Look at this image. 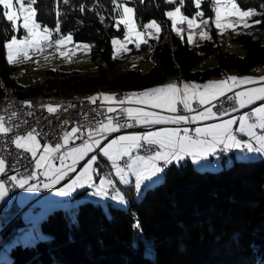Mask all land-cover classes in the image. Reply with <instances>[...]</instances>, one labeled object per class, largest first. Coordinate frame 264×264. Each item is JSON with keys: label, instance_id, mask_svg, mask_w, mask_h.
I'll list each match as a JSON object with an SVG mask.
<instances>
[{"label": "trees", "instance_id": "trees-1", "mask_svg": "<svg viewBox=\"0 0 264 264\" xmlns=\"http://www.w3.org/2000/svg\"><path fill=\"white\" fill-rule=\"evenodd\" d=\"M260 3L264 0H245L241 6L259 11ZM129 5L136 9L138 20L146 23L154 18L161 23L159 40L150 39L139 49L130 44L129 53L114 59L111 37H122L123 30L113 26L116 14L109 0H70L67 6L61 0V32L72 33L75 42L94 45L89 57L96 66L85 71L49 68L27 85L16 79L18 64L7 63L2 45L10 38V32L6 33L10 23L0 18V99L8 90L20 97H33L52 88L58 93L84 95L104 89L138 91L171 77L202 81L228 69L245 72L264 63V24L230 30L233 39L245 48L238 55L220 46L223 34L214 25L209 27L214 38L199 45H191L186 35L182 39L173 32L164 12L175 5L164 0H136ZM201 8L206 16L213 15L210 5L202 4ZM56 9L57 0H38L37 18L54 27ZM182 9L185 13L197 10L192 0H185ZM100 15L105 17L103 23ZM146 50H151L148 70L125 64L129 54ZM209 54L216 63L197 66ZM122 191L127 205L108 200L103 207L91 198L80 201L77 224L70 222L66 209L52 208L37 221L39 232L48 239L9 245L10 264H264V156H233L230 165L204 170L187 158L169 164L160 180L145 187L140 197L133 185L122 186ZM137 221L142 232L134 227ZM7 231L0 247L11 237Z\"/></svg>", "mask_w": 264, "mask_h": 264}, {"label": "snow or ice", "instance_id": "snow-or-ice-1", "mask_svg": "<svg viewBox=\"0 0 264 264\" xmlns=\"http://www.w3.org/2000/svg\"><path fill=\"white\" fill-rule=\"evenodd\" d=\"M111 11L116 15L113 17L114 27L117 31L123 30V38L114 37L111 40L113 47V58L129 53L130 44H134L136 49L141 45H148L149 39L159 40L161 33V23L155 19L143 22L136 17V9L129 7V4L136 3V0H109ZM143 2V0H140ZM168 5H175L171 10L164 12V15L171 21V30L177 35H181L187 25V42L193 43L195 30L199 29L201 40H211L212 36L205 28L214 25L215 29L223 34L227 30H237L238 28L249 29L254 25L264 24V3L257 7H242L245 0H192L195 13L191 16L185 15L182 7L185 0H164ZM61 0H57L55 15V26L49 27L42 23L38 17V0H0L2 6V16L10 23V38H6L2 47L6 50V60L9 65H16L23 60H31L30 53H43L45 49H52L61 57H67L71 62V57L75 52L84 49L90 51L94 45L78 44L75 49H69L68 45L73 41L72 33L62 34L60 19L64 13L60 10ZM62 4L70 5V0H62ZM202 4L210 5L211 13L206 16L201 9ZM36 6V7H34ZM103 7V5H100ZM85 6L81 4L79 10L84 11ZM95 9V5H94ZM99 15V13H97ZM261 17L253 19L254 17ZM105 17L100 15L101 23ZM211 21V24L209 23ZM142 29V30H141ZM22 33V34H21ZM155 33V35L153 34ZM239 34V33H237ZM63 49V50H62ZM38 63V61H36ZM256 87H244L243 90L234 92L233 96H227L229 100H235V106L230 109L236 112L256 101H264V76L252 77L235 75L228 76L221 80H210L199 84L196 82H184L182 84L173 82L154 88H148L141 92H131L124 94L122 99H118L116 94L97 93L87 99L95 104L100 101L101 108L105 107L106 113L97 112V115H104L103 120H96L95 126L84 128L73 127L70 131H65L61 137V142L55 144L50 142L41 143L43 133L32 127L27 131H17L21 128L20 123L9 126L5 117L0 115V149L3 153H10L9 146H14L17 153L14 162L9 165L7 156L0 154V201L9 196L11 184L12 188L26 189L29 192H37L43 189L54 188L62 180L75 173L66 184L55 190L61 196H68L78 188L89 187L93 189L92 196L100 198H110L119 205H127L126 194L114 186L115 182L105 176L96 183L94 177L99 175L94 167L97 155H91L84 163L83 167L77 171V164L89 156V153L99 149L104 157L111 161V166L119 182L123 185H133L137 197L142 194L145 182L158 180L164 173L165 168L174 161L179 163L185 157H191L194 164L207 160L209 156L216 155L219 151L231 149H246L249 154L264 155V103L258 107H253L250 112H244L240 116H231L228 119H220L218 123H207L214 118L229 115V111H214L216 104L213 101L233 92L234 89L241 88L242 85H254ZM204 106L203 110L193 108V102ZM125 102L140 105V107H123ZM24 104L31 106V101H24ZM120 106L119 112L117 107ZM178 105H182L185 115L178 112ZM72 106V105H70ZM41 108H46L50 114H55L62 104L52 103L42 104ZM152 109V110H148ZM161 110V111H156ZM163 112L170 113L168 115ZM112 113L115 115H108ZM194 113V114H193ZM190 114V115H189ZM27 115H33L32 112ZM18 118L13 112L9 120ZM124 121L121 123V121ZM205 122L202 126L191 129L186 124ZM22 124L28 122L22 121ZM67 124L68 121H63ZM133 124L144 125H175L163 126L155 130L145 132H131L118 135L108 140L103 145L101 140L111 133L119 132L121 128L133 127ZM238 127L234 128V125ZM259 130V131H258ZM11 134V135H10ZM239 134H244L247 139H240ZM82 139V137H85ZM82 139L77 146H70V142ZM22 150V151H21ZM140 150L143 155L138 154ZM30 154L29 163L33 164L29 172L27 168L24 172L19 171L17 164L20 157ZM27 158V156H25ZM125 158H127L125 160ZM254 156L245 157L252 159ZM59 161V164L56 161ZM70 161V163H69ZM123 161V163H121ZM10 171L16 174L9 175ZM43 176L44 181L39 177ZM134 177V182L131 180ZM30 181H37L30 183ZM79 204L66 209V213L71 223H78ZM141 229L140 222L134 225ZM38 239L46 240L48 237L39 236ZM31 243H35L32 241Z\"/></svg>", "mask_w": 264, "mask_h": 264}, {"label": "built area", "instance_id": "built-area-1", "mask_svg": "<svg viewBox=\"0 0 264 264\" xmlns=\"http://www.w3.org/2000/svg\"><path fill=\"white\" fill-rule=\"evenodd\" d=\"M73 60V59H71ZM116 94L118 99H122L124 94L128 93V91H117ZM235 89L231 93H227L226 96L219 98L217 101H213L216 104V108L214 111L226 110L230 111L232 107L235 106V100L227 99V96H233ZM5 96L0 99V115L5 117V121L9 126H12L14 123H20L21 128L17 131L21 133L29 130L32 127L37 128L38 131H41L44 135L41 139V142H61V137L65 131L72 129L73 127H81L87 128L88 126H95L96 120H103L104 115H97V112L106 113V104L104 108H101L100 101L95 104L91 103L87 98L84 97L82 93L74 92L70 93H60L55 91L45 93H39L34 95V97H20L19 94L15 92L8 91ZM24 101H31V106L24 104ZM52 103L53 105L62 104L63 107L60 108L55 114H50L47 112L46 108H41L42 104ZM72 105V106H70ZM128 106V103L125 102L123 107ZM117 107V111L119 112L120 106L115 105ZM195 108H200L201 106L198 103L194 104ZM179 109H182L181 105H179ZM15 112L17 113L18 118H13L9 120L11 114ZM32 112L33 115L29 116L27 113ZM108 115H115L112 113H107ZM27 121V124H22V121ZM67 120L68 123L64 124L63 121ZM124 121L122 120L121 123ZM141 126L138 124H133V127H123L120 130L133 129ZM150 127V126H148ZM11 135V134H10ZM86 138L82 137V139ZM82 139L75 140L74 142H70L71 146H75L78 143L82 142ZM9 150L11 154L3 153V150L0 149V154H4L7 156L9 165L14 162V157L17 153V150L14 146H9ZM244 150V149H242ZM22 151V150H21ZM97 151V149L95 150ZM138 154H144L143 150H140ZM225 151H222V155H225ZM27 156V158H25ZM31 157L30 154H24V156L20 157V162L17 164V168L19 171L24 172V169L27 168L30 172L31 163H29ZM127 158H125L126 160ZM123 163V161H121ZM9 175L16 174L15 171H10ZM42 176L39 177L41 180ZM0 179H5L4 176H0ZM37 182V181H34ZM116 186V184H114ZM10 192L9 193H17L20 188H12L11 184H9ZM31 198V197H29ZM29 199L24 202L22 205H17L16 203L9 204L8 201H4L0 203V239L3 236V230L7 227L12 228L15 226L13 221L15 218L24 215L26 209L29 207ZM35 210V207L33 208ZM37 211V210H36ZM16 227V226H15ZM28 225L21 228L20 231H26Z\"/></svg>", "mask_w": 264, "mask_h": 264}, {"label": "rangeland", "instance_id": "rangeland-1", "mask_svg": "<svg viewBox=\"0 0 264 264\" xmlns=\"http://www.w3.org/2000/svg\"><path fill=\"white\" fill-rule=\"evenodd\" d=\"M128 6L132 7L131 5H128ZM167 10H171V8L167 9ZM182 11L184 12L185 15H189V16H191V15H193L195 13V11H193L191 13H185V11L183 9H182ZM152 19H154V18H149L148 21L152 20ZM148 21H146V22H148ZM170 23H171V21H170ZM209 23H211V21ZM182 27L185 29V32L182 35L183 36L186 35V37H187V25L185 24ZM205 30L209 31V33H210V35L212 36V39H213L214 36H213V34H211L210 28H205ZM217 31L219 32V30H217ZM234 31L235 30H232V32H234ZM195 33L196 34L193 37V43H191V45L192 44H198L199 45L203 41V40L200 39L199 29H196ZM62 34H68V32H65V33H62ZM153 34L155 35V33H153ZM114 37H119V38L122 39L123 35H122V37H120L118 35H115V36H112L111 38H114ZM219 43H220L221 47L225 48V50L232 49V50H234L233 52H235L238 55L242 54L244 52V50H245V48L243 46L239 45L237 43V41H235L233 39V36L231 35L230 30H227L226 32L223 33V35H221V37L219 38ZM78 44H88V42L82 43V42H75L73 40L72 43L68 45V48L69 49H75ZM129 48H130V45H129ZM112 51H113V47H112ZM150 53H151V50H149V51L146 50V51H143V52H136V53L133 52V53H131V54H129L127 56V58H126L127 61L125 62V64H127L128 66H134L135 68H139L141 70H146V69L148 70L150 68V66L152 65L151 58H150ZM5 55H6V50H5ZM30 55L32 56L31 60H23V58H21L20 62L18 63L17 70L15 72V76H16L17 81L19 83H22L23 85L33 84V82L36 81V79L40 78L41 76H44L45 75V71L47 69H49V68L50 69H56V70H58V72L59 71H66V70L67 71L68 70L69 71H72V70L85 71L87 69L95 68V66H96L95 62L89 57L90 56V52L88 50H84V49H80V50L76 51L75 55H73L71 57V59H73V60H71V62H69L67 57H61L58 53H55L54 50H52V49H45L43 53H30ZM202 60H203L202 63L200 65H197V66L202 67L203 65L204 66H206V65H214L216 63V61H217V60L214 59V56L212 54L204 56ZM36 61H38V63ZM258 64H260V63H258ZM231 70L232 69H229L228 71H231ZM189 81L190 82H194L195 80L190 79ZM189 81H187V82H189ZM120 90H122V89H120ZM125 90H122V91H125ZM8 91L11 92V90H8ZM51 91H55V89L52 88L48 92H51ZM117 91H119V90L104 89V90H99V92H96V91L90 92L88 95H84L83 93L82 94L84 95V97H91V96L96 95L97 93L117 94L118 93ZM42 92H44V91H42ZM137 92H140V89H138ZM44 93L47 94L46 92H44ZM128 93H131V92L129 91ZM195 103H197V102L194 101L193 105ZM105 104L107 105V103H105ZM113 106H115V105H113ZM178 109H179V105H178ZM196 109H198V108H196ZM251 109L249 110V112L251 111ZM179 110H181V109H179ZM148 128H151V126L148 127ZM127 130H132V129H127ZM145 131H147V130L128 131L127 133H131V132H145ZM122 134H126V133H124V132L117 133L113 137H109L108 140H111V139L115 138L116 136L122 135ZM76 146H77V144H76ZM96 152L98 153V149H97ZM225 153H227V151H225ZM242 153L244 155L243 156L242 155L239 156V158H241V159H245V157H249V156L258 157V156H255L253 154L247 153L246 150L242 151ZM220 154L222 155V151H220ZM260 156H264V155H260ZM227 158L229 160V156H227ZM228 160L224 164H229L230 165V161H228ZM221 166H223V164L219 165V167H221ZM219 167L217 169H219ZM199 169H202V168H199ZM206 169H215V168H206ZM68 180L69 179L65 180L62 185L60 184L57 187L63 186L64 184H66V182H68ZM115 184L117 185V183H115ZM152 185H154V184H152ZM55 188H52L51 191H49L48 193L46 192L44 194L47 195V196H50L51 194L56 192V190L52 192V190H54ZM13 196H15V192H13L12 194L11 193L9 194V198H11ZM81 196H83V195H78L77 198H75L76 202H74V204L67 203L66 207L65 208L63 207V209H68V208L72 207L73 205H77L80 201H82L84 199H87V198L81 197ZM72 200L75 201L74 199H72ZM58 206H60V205H56V206H54L52 208H55V207H58ZM104 206L106 207L105 203H104ZM29 207H30V202H29ZM51 210L52 209H49V210L47 209L45 214H47V212L51 211ZM26 214L23 215V218H22L23 222H25V223H26V218H27ZM21 216L18 218V220H14L13 221L14 225H15V221H19ZM25 223L19 222L17 225H15L16 227L15 226H13L12 228L7 227V228H9L8 231L6 230L7 228H5L3 230V232L7 231L11 235V237H10V239L8 241H5L0 247V260L5 259V257H7V259L9 258V261H10V255H9L10 253L8 251V246L11 245V244H14V242H15V241L14 242L11 241V239L17 240L19 238V236H22V235L24 236V235L29 234L30 238L27 240V242H31V241L35 240V238L38 239L39 236L44 235L43 233L39 232L38 223H37V221H35L34 216L31 217V222L30 223H26V224ZM26 225H28L26 231H24V232L20 231L19 233L18 232H16V233L14 232L15 228H16V231H19V230H21L22 227H24ZM8 242H10L11 244L8 243ZM0 263H1V261H0Z\"/></svg>", "mask_w": 264, "mask_h": 264}, {"label": "crops", "instance_id": "crops-1", "mask_svg": "<svg viewBox=\"0 0 264 264\" xmlns=\"http://www.w3.org/2000/svg\"><path fill=\"white\" fill-rule=\"evenodd\" d=\"M229 70V69H228ZM18 75V74H17ZM237 76V77H242V76H252V77H261V76H264V63H260V64H257L254 66L253 69H250L248 71H245V72H239L238 70L236 69H232L231 71H226L224 72L222 75H219V76H215V78L211 77V78H207V79H203L202 81H197L195 80L194 82H198L199 84H203V83H206L210 80H221V79H225L226 77L228 76ZM190 80V79H189ZM187 79H179V80H175L174 77H171L169 79H167L166 81L163 82V84H157V85H154V86H151V88H154V87H158V86H161V85H165V84H169V83H173V82H176V83H179V84H182L184 82H187L189 81ZM194 80V79H193ZM190 82V81H189ZM256 86H259V83L257 84H254V85H242L241 88L239 89H235V91H238V90H243L244 87H256ZM145 89H148V88H145ZM145 89H140V92L145 90ZM114 92V91H113ZM130 92H137L135 90H132ZM99 102V100H98ZM107 103V102H105ZM128 103V102H127ZM194 103V102H193ZM261 103H264V101H256L254 104H252V106H250L249 108H243V109H238L236 112H229V115L228 116H224V117H218V118H214L213 120H210V121H207V123H218L220 119H228L230 118L231 116H240L242 115L244 112H249V110L253 107H258ZM182 106V105H181ZM249 106V105H248ZM127 107H140V105H137L135 104V102H132V103H128V106ZM204 107V106H203ZM203 107L201 106L200 108H198V110H203ZM193 108L194 105H193ZM196 109V108H195ZM148 110H152V109H148ZM156 111H161V110H156ZM178 112L179 114L181 115H185V114H188V113H185L183 111V109L179 110L178 109ZM162 114H165V115H168L170 113H167V112H163ZM194 114V113H193ZM190 115V114H189ZM205 123L203 121L201 122H197L195 124H186V125H182V126H187L191 129H194L195 127H198V126H202V124ZM163 126H175V125H151V128H148V129H144V130H155L156 128H159V127H163ZM235 127H238V124L237 125H234V128ZM134 129V128H133ZM136 131V130H134ZM259 131V130H258ZM128 131H126L127 133ZM111 134H114V133H111ZM115 135V134H114ZM123 135V134H122ZM113 137V136H112ZM239 138L240 139H247V137L244 135V134H239ZM108 140V139H107ZM107 140H104L103 139L101 140V143L102 145L104 143L107 142ZM103 141V142H102ZM45 143V142H44ZM43 144V143H42ZM80 143H78L77 145H79ZM76 146V145H75ZM73 147V146H72ZM98 149V148H97ZM246 150V149H244ZM242 149H231V150H228L227 153L225 155H221L220 154V151L218 150V153L216 155H213V156H209L207 158V160H204V161H201L199 164H194L192 162V159L191 157H185V159H189L190 162L195 165L197 168H202V169H206V168H215L217 169L219 167V165L221 164H224L226 163V161L228 160L227 156H229V160L231 162L232 160V157L235 156V157H239V156H243L244 154L242 153V151H244ZM91 155H97L98 159L97 161L95 162L94 164V167L97 168L98 170V173L99 175L95 176L94 179L96 181V183H99V180L105 176H108L109 178H111L115 183H117L116 185V188H119L121 191H122V186H125L123 184H121L119 182V178L115 175V171L114 169L112 168L111 166V161L108 160L107 157H104L102 155V153L99 152V149H98V153L94 150V152L92 153H89V156L88 157H85L84 160L80 161L79 162V165L77 167V171H79L80 168L83 167L84 163H86V161L90 158ZM140 155H143V154H140ZM255 156H258L260 154H253ZM184 159V160H185ZM57 164H59L58 160L56 161ZM70 163V161H69ZM173 163H176L178 164L177 162H173ZM180 163V162H179ZM167 168V167H166ZM165 168V169H166ZM75 173H70L68 177L65 178V180L67 179H70L72 177H74ZM163 174L160 175L159 179L162 177ZM44 177L42 176L41 180L40 181H44ZM134 177H131V180L134 182ZM64 180V181H65ZM158 180H154L153 181H147L145 182V185L143 187V189L149 185H152V184H155ZM64 181L62 182V184L64 183ZM30 183H35L34 181H30ZM67 183V182H66ZM61 184V185H62ZM60 185V184H59ZM57 185V186H59ZM55 186L56 188H59ZM127 186V185H126ZM54 187V188H55ZM62 187V186H60ZM55 188V189H56ZM49 189V188H48ZM52 189V188H51ZM52 190L53 191H55ZM51 191V190H49ZM48 190L46 189H41L40 191H37V192H29L27 191L26 189H19V191L17 193H15V196L9 198L8 197H5V199L3 201H0L1 202H4V201H8L9 204H12V203H16L17 205H23L24 202L26 200H30V207L26 210L27 214H26V223H30L31 222V217L34 216L35 218V221H38L39 218L45 214V212L47 211V209H52V207L56 206V205H60L62 208L66 207L67 203H72L74 204V202H76L75 198H77L78 195H83L81 197H85L87 199H92V200H96L98 202H100V204L104 207V203L105 205H107V201L108 200H111L110 198H100V197H95V196H92L91 195V192L93 191V189L89 188V187H84V188H78L74 193H71L70 195L68 196H61L57 193V191L53 194H51L50 196H47L45 195L44 193H48L49 192ZM123 192V191H122ZM10 194V193H9ZM44 194V195H43ZM31 197V198H29ZM72 199H74L75 201H73ZM112 201V200H111ZM114 204L117 205V203L115 201H112ZM35 207V210L33 209ZM37 210V211H36ZM24 214V215H25ZM23 218V215L21 216L20 220L22 223H25L23 222L22 220ZM25 223V224H26ZM34 235V234H33ZM30 238V235L27 234V235H22V236H19V238L17 240H13L11 239V241H15V242H27V240ZM10 243V242H8ZM7 243V244H8ZM11 244V243H10ZM1 263L0 264H9L10 261H9V258L7 259V257H5V259H2L0 260Z\"/></svg>", "mask_w": 264, "mask_h": 264}, {"label": "water", "instance_id": "water-1", "mask_svg": "<svg viewBox=\"0 0 264 264\" xmlns=\"http://www.w3.org/2000/svg\"><path fill=\"white\" fill-rule=\"evenodd\" d=\"M250 106H252V105H249V106H247V107H245V108H249ZM144 129H148V127H145L144 125H141V126L138 127V129H137V128H134V129H132V130H127V129H126L125 131H124V130H120L119 132H116V133H114V134H117V133H120V132H124V133H126V131H134V130L139 131V130H144ZM114 134H109V135H107L106 138L103 139V141H104V140H107L109 137L114 136ZM103 141H102V142H103ZM101 144H102V143H101ZM78 165H79V164H77L76 167H78ZM64 180H65V179H64ZM64 180H62V181L60 182V184H62V182H63ZM58 185H59V184H58ZM56 186H57V185H56ZM46 190L49 191V190H51V188L46 189Z\"/></svg>", "mask_w": 264, "mask_h": 264}, {"label": "bare ground", "instance_id": "bare-ground-1", "mask_svg": "<svg viewBox=\"0 0 264 264\" xmlns=\"http://www.w3.org/2000/svg\"><path fill=\"white\" fill-rule=\"evenodd\" d=\"M12 92V91H11ZM59 94V93H58ZM22 99H23V97H21ZM69 131V130H68ZM42 143H44V142H42ZM50 143H53V142H50ZM53 144H55V143H53ZM71 146V145H70ZM33 168V164L31 163V169ZM17 218H19V217H17Z\"/></svg>", "mask_w": 264, "mask_h": 264}]
</instances>
